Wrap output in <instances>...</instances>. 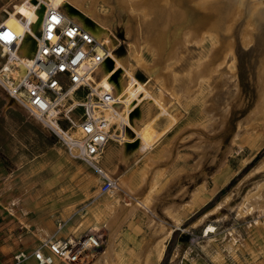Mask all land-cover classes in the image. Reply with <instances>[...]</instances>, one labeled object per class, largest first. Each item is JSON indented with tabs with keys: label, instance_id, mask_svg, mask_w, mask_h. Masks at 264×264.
Returning a JSON list of instances; mask_svg holds the SVG:
<instances>
[{
	"label": "rangeland",
	"instance_id": "374dc122",
	"mask_svg": "<svg viewBox=\"0 0 264 264\" xmlns=\"http://www.w3.org/2000/svg\"><path fill=\"white\" fill-rule=\"evenodd\" d=\"M9 1L0 0V22ZM137 1L124 0L123 10L117 0L96 6L123 61L119 110L136 111L139 146L131 135L132 144L120 145L127 155L155 143L133 183L146 185V197L122 191L132 154L108 159L107 144L101 162L118 186L101 193L98 174L0 84V264H38L31 252L41 240L68 241L93 227L102 245L76 264H146V252L163 245L156 264H264V0H167L177 15L168 14L162 47L137 28L151 22V0H143L146 10ZM6 25L19 34L16 21ZM78 100L69 94L62 110L74 106L79 115ZM137 201L143 205L111 225V237L117 208ZM109 239L112 252L100 257ZM20 250L27 257L18 261Z\"/></svg>",
	"mask_w": 264,
	"mask_h": 264
},
{
	"label": "built area",
	"instance_id": "2783aa9c",
	"mask_svg": "<svg viewBox=\"0 0 264 264\" xmlns=\"http://www.w3.org/2000/svg\"><path fill=\"white\" fill-rule=\"evenodd\" d=\"M28 4L33 12L38 9V4ZM7 8L6 13L16 11L14 0L9 1ZM3 32H10L12 39L5 40L0 35V84L57 137L71 157L84 161L98 174L101 193L115 189L116 179L104 169L101 159L110 141L123 140L125 123L117 120V98L110 81L107 80L108 88L98 85L96 70L108 53L105 44L78 22L67 19L58 7L50 6L36 30V50L24 61V73L15 78L12 69L17 65L20 35L0 22V33ZM69 94H80L77 106L82 111L77 116L72 113L74 106L66 111L61 108ZM85 232L88 235L76 238L81 239L78 242L41 240L31 254L38 264L81 262L88 245L95 251L100 244L98 230ZM14 257L19 261L27 254L20 250Z\"/></svg>",
	"mask_w": 264,
	"mask_h": 264
},
{
	"label": "bare ground",
	"instance_id": "6f19581e",
	"mask_svg": "<svg viewBox=\"0 0 264 264\" xmlns=\"http://www.w3.org/2000/svg\"><path fill=\"white\" fill-rule=\"evenodd\" d=\"M17 1H18V4H17V7L15 8L16 11L15 12H12V11L7 12L8 16L2 21L3 23L6 24L9 21L14 20L19 24V28H20V31H19L20 41H19V47H18L17 52H16V55H17V63L16 64L17 65L12 69V75L15 78H18L20 75H22L24 73V70H25L24 61L26 59H30L36 50V46H37L36 30L40 27V25L42 23L43 15H44L46 9L50 6L58 7L64 13V15L67 19L78 22L84 28L89 30L95 36L96 40L99 43L105 44V46L108 50V53L106 54L103 62L100 64V66H98V68L96 70L97 75H99V79L97 80L98 85L101 87L103 86L105 88H108V81H110V83L112 84L114 95L117 98V100H116L117 104H116V108H115V110L117 112L116 117H117V119H120L122 122H124L125 126L127 128L126 133L123 131V139L125 138L124 140L127 142L126 145H128V144L133 143V141H131V137H133V139L135 140L134 146L137 147L136 146V144H137V137L136 136H137L138 131L134 127L133 122H132V119L136 115V111H133L132 107L128 108L127 111H125L126 114H124V112L121 113L119 110V99L118 98L124 94V90H125L124 89L125 83L123 82V78L121 76V70L123 68V61L118 59L119 57H117L113 53V42H115L116 39L111 35L109 28L105 25V22H106L105 19L106 18L102 17L100 15L98 9H97V6H96L97 0H28L34 5L38 4V9L35 12H33L31 7L29 6L27 0H17ZM123 1L124 0H117V6L120 8V10H123ZM142 1L143 0H141L139 3L137 1V3L139 4V6H141V5L145 6V10H146V8H147L146 7V1H143V2ZM160 2H162V3H160ZM131 3H132V1H131ZM168 3L169 2L167 0H151V2L149 3L150 7H148V11H147V15H150V17L146 16V17H148L146 19H148L149 21L151 20V22H148L149 24L142 25V23L145 21H143V22L141 21V26L138 25V23H137L138 26L135 25V26H137V28L141 27L144 30V35H142V37H144L145 39L150 38L152 40V42L157 43L161 47L163 45H165L164 43H166V37H167V32L165 30H163L165 27L164 23L166 21L170 20L169 18H167L168 14L172 16V12H174V10L176 8L175 6H172L171 7L172 12H171V10H168V9H170V6L172 4H168ZM173 7H175V8H173ZM23 9H27V13L24 15L16 16L17 13ZM175 13L176 12H174V15H175ZM176 15H177V13H176ZM156 16L160 17V19L162 21L161 26L158 25L159 23L157 24V19L154 18ZM106 17L109 18V16H106ZM146 19H144V20H146ZM155 19H156V22L154 21ZM148 20H146V21H148ZM152 20H153V22H152ZM129 21H130V18H129ZM152 23L153 24L156 23V25L154 24L155 27L153 26ZM125 25H126V23H125ZM126 28H128L130 30V28H132L131 24L128 23V27H126ZM191 28H193V27H191ZM134 29H135V27H134ZM189 29H190V26H189ZM189 31H191V30H189ZM177 35H178V33H177ZM175 39L176 38H174V40ZM187 39H188V36H187ZM114 47H115V45H114ZM205 67H206V65H205ZM201 69H203V68L201 67ZM206 74H207V72H206ZM9 98L11 100H14L12 97H9ZM128 99H129V97H128ZM129 102H130V100H129ZM112 110H113V108H112ZM135 110H138V109H135ZM138 114H139V112H138ZM130 135H131V137H129ZM134 149H136V148H134ZM134 149H133V151H134ZM122 187H123V185L121 186V188ZM139 205H142V203L140 201H137L134 204H129V206H126V208H123L125 206L118 207L117 211H116V216L112 217V219L110 220V224L113 225L116 222H118L120 217H121V219L122 218L125 219V217H128L134 209H138L137 207ZM144 208H145V206H144ZM112 229L113 228H111V233H110L111 237L113 234ZM209 229L212 230V232L215 231V230H213L214 229L213 226H210ZM91 230L94 231V230H96V228L93 227V228H91ZM167 231H169V233H170L172 230H167ZM206 234H208V233H206ZM86 235H88V234H86V232H85V233L79 235L78 238H83ZM99 239H100V244L98 245V248H100V246L102 245L101 234H99ZM79 240L81 241V239H76V238H70L69 239V241H72V242H78ZM85 249H86V252H90V251L94 250V247L88 245ZM111 252H112L111 251V241L109 239L108 245L106 246V250L104 249L103 252L101 251L102 255L100 257L108 258L110 256ZM163 252H164V245L157 248V255L154 257L153 260L147 259L146 264H156L157 261H159L160 258L162 257Z\"/></svg>",
	"mask_w": 264,
	"mask_h": 264
},
{
	"label": "crops",
	"instance_id": "0c3cea01",
	"mask_svg": "<svg viewBox=\"0 0 264 264\" xmlns=\"http://www.w3.org/2000/svg\"><path fill=\"white\" fill-rule=\"evenodd\" d=\"M138 129L142 132L146 131V132L152 133L153 138L156 135L155 132L151 129H143L142 127L138 128ZM108 144L109 145L106 147V150H105V157H107L108 159L118 160L119 158H123V155L124 156L126 155L124 152L123 144L120 145V143H117L114 141H110ZM154 145H155V143L150 148L145 147L144 150L136 151L133 154L131 153L133 155L134 161H128V163H126L124 165L123 170L120 171V173H121L120 179H121V182L124 183V187H125L124 190L122 189V191H123L125 196H127L129 198H134V199H138V197H143V196L146 197V185H145L144 189H142L139 187H134L133 183H134L135 179H137V177L144 175V174H142V172L144 170L139 169V167L137 166V163L139 164V162L146 156V152H149L150 150H152ZM137 146H139L138 142H137ZM131 154H127L126 156H129ZM101 164L104 167V169L107 170L102 162H101ZM122 164H124V163H122ZM115 216H113V217H115ZM110 227H111V224H110ZM110 227H109V229L111 230L112 227L111 228ZM110 241H111V239H110ZM156 255H157V247H155L153 249H149V252H146V254L143 256V259H144L143 263H146L147 259L153 260ZM162 256H163V254H162Z\"/></svg>",
	"mask_w": 264,
	"mask_h": 264
},
{
	"label": "snow or ice",
	"instance_id": "6c2138e0",
	"mask_svg": "<svg viewBox=\"0 0 264 264\" xmlns=\"http://www.w3.org/2000/svg\"><path fill=\"white\" fill-rule=\"evenodd\" d=\"M0 35H2L5 40H11L12 39V35L10 32H3V33H0Z\"/></svg>",
	"mask_w": 264,
	"mask_h": 264
},
{
	"label": "trees",
	"instance_id": "16d2710c",
	"mask_svg": "<svg viewBox=\"0 0 264 264\" xmlns=\"http://www.w3.org/2000/svg\"><path fill=\"white\" fill-rule=\"evenodd\" d=\"M224 188L219 192V193H222V192H224ZM206 206H208V204L206 205ZM176 232V231H175ZM175 234V233H174ZM173 240H174V236L172 237V239L170 240V244L168 245V247H167V251H166V253L168 252V250L170 249V247H171V244L173 243Z\"/></svg>",
	"mask_w": 264,
	"mask_h": 264
}]
</instances>
